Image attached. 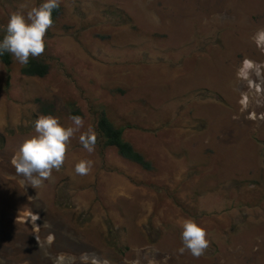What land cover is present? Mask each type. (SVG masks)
<instances>
[{
  "label": "rangeland",
  "instance_id": "1",
  "mask_svg": "<svg viewBox=\"0 0 264 264\" xmlns=\"http://www.w3.org/2000/svg\"><path fill=\"white\" fill-rule=\"evenodd\" d=\"M41 2L0 0V38ZM59 6L34 57L46 75L0 61V264H264V98L245 109L264 81V0ZM43 104L66 127L80 111L82 125L33 188L11 161ZM102 115L152 170L104 145ZM81 160L93 162L85 175ZM187 219L206 232L198 257L179 251Z\"/></svg>",
  "mask_w": 264,
  "mask_h": 264
},
{
  "label": "clouds",
  "instance_id": "2",
  "mask_svg": "<svg viewBox=\"0 0 264 264\" xmlns=\"http://www.w3.org/2000/svg\"><path fill=\"white\" fill-rule=\"evenodd\" d=\"M59 7V0H42L38 7L26 15L13 13L9 16L5 34L0 38V56L10 54L16 62L26 65L29 57H37L45 50V34L53 23V10ZM74 127L62 125L58 118L42 115L34 121L35 135L26 138L14 154L12 164L17 174L27 179L33 188L46 180L53 170H59L64 163L67 144L75 130L82 125L77 115L70 117ZM79 141L89 153L94 150L95 135L89 130ZM91 160H81L74 171L85 175L92 167ZM179 251H188L198 257L207 247L205 230L191 219L182 224Z\"/></svg>",
  "mask_w": 264,
  "mask_h": 264
},
{
  "label": "trees",
  "instance_id": "3",
  "mask_svg": "<svg viewBox=\"0 0 264 264\" xmlns=\"http://www.w3.org/2000/svg\"><path fill=\"white\" fill-rule=\"evenodd\" d=\"M61 13V7L59 6L53 10L52 18L54 24ZM0 61L5 66H10L12 64V56L8 53H5L3 56H0ZM49 65L45 62L38 60L34 57L29 58V62L22 69V73L25 76H44L48 73ZM44 105V104H43ZM42 111L44 114L49 115L53 114V105L49 106L46 104L42 106ZM71 115L81 116L80 111H73ZM97 130L99 136L103 139L104 145L106 147H113L117 150L118 154L127 161L135 163L141 166L145 170H152V163L148 161L140 152L125 139L123 138V132L116 128L112 122L107 118V116L102 115L97 124Z\"/></svg>",
  "mask_w": 264,
  "mask_h": 264
},
{
  "label": "bare ground",
  "instance_id": "4",
  "mask_svg": "<svg viewBox=\"0 0 264 264\" xmlns=\"http://www.w3.org/2000/svg\"><path fill=\"white\" fill-rule=\"evenodd\" d=\"M262 40V39H261ZM263 41V40H262ZM262 46H264V44H262ZM253 69L251 68V71H252ZM255 74V73H254ZM250 77L251 78H253V74H252V76H248V78H245V80L243 81V86L244 87H247L246 85H247V80L246 79H250ZM255 77V76H254ZM257 77H258V75H257ZM262 79V78H261ZM261 79H259V78H256V82H257V84H260L261 86H262V89H261V92L260 93H257L256 91H255V86H253L251 89H250V91H249V96H250V98H249V101H248V104H247V107L245 108L246 110H248L250 107H252L253 109L255 108V109H261L262 108V106L261 105H259V104H257L256 103V100L257 99H259V97H261V98H264V81H262ZM253 80V79H252ZM255 81V80H254ZM255 85V84H254ZM245 112V111H244ZM244 114V113H243ZM264 121V120H263Z\"/></svg>",
  "mask_w": 264,
  "mask_h": 264
}]
</instances>
